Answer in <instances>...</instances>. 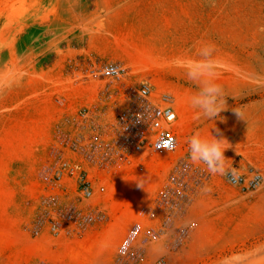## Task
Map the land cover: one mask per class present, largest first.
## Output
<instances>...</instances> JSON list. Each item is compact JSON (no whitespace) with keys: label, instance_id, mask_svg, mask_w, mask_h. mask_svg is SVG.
Returning a JSON list of instances; mask_svg holds the SVG:
<instances>
[{"label":"rangeland","instance_id":"rangeland-1","mask_svg":"<svg viewBox=\"0 0 264 264\" xmlns=\"http://www.w3.org/2000/svg\"><path fill=\"white\" fill-rule=\"evenodd\" d=\"M120 4L137 10L145 4L154 14L167 7L171 17L188 24L179 44L162 52L159 61L133 65L158 92L174 97L186 145L197 132L223 138L224 144L241 143L240 134L264 119V0H0V264H113L112 241L59 243L41 236L45 217L42 223L36 219L44 211L47 187L41 172L69 114L57 100L90 96L89 88L72 96L78 90L67 78L98 59L83 42L98 31L95 17ZM203 44L215 46L217 83L225 98L212 120H197L187 103L197 84L187 78L186 65L199 59ZM248 140V150L232 149L229 168L237 154L259 144ZM252 157L264 173V153ZM157 173L150 169L133 178L131 191ZM193 209L198 228L176 249L173 264H264V186L244 193L217 174Z\"/></svg>","mask_w":264,"mask_h":264},{"label":"built area","instance_id":"built-area-1","mask_svg":"<svg viewBox=\"0 0 264 264\" xmlns=\"http://www.w3.org/2000/svg\"><path fill=\"white\" fill-rule=\"evenodd\" d=\"M67 81L78 90L72 96L91 94L63 103L66 124L41 172L39 233L70 244L110 238L113 264H173L198 228L196 200L216 179L190 160L174 97L121 61L89 60ZM150 169L157 175L131 191L132 179ZM223 177L244 193L264 186L254 166H231Z\"/></svg>","mask_w":264,"mask_h":264},{"label":"crops","instance_id":"crops-1","mask_svg":"<svg viewBox=\"0 0 264 264\" xmlns=\"http://www.w3.org/2000/svg\"><path fill=\"white\" fill-rule=\"evenodd\" d=\"M100 5L106 8L108 3L101 2ZM146 7L145 4H142L141 9L137 10L134 6L120 4L109 11L103 10L94 20L93 29L98 31L86 35L84 46L86 49H91L94 52L93 56L98 59L121 61L132 68L135 64L139 66L143 61H159L158 56L162 52H165L171 45L179 44L178 38L182 33L184 34V29L188 24L185 22L186 20L178 21L174 15L171 17L170 13L173 11L167 7H165L167 11L161 10L158 11V14H154ZM97 25H100L101 28L98 29ZM141 58L146 59L142 60ZM58 99V108L62 109L66 98L63 96ZM262 127H264V119L253 128H246L240 134L241 143L224 144L228 147L224 151V156L230 161V157L233 155L232 149H236L237 152L247 149L244 146L247 144L245 139L250 138L259 143L251 146L248 154H237L235 162H232L230 166L245 168L254 165V167H258L260 162L256 164L252 156L254 153H264V129ZM3 176L4 174L0 173V182H2Z\"/></svg>","mask_w":264,"mask_h":264},{"label":"clouds","instance_id":"clouds-1","mask_svg":"<svg viewBox=\"0 0 264 264\" xmlns=\"http://www.w3.org/2000/svg\"><path fill=\"white\" fill-rule=\"evenodd\" d=\"M215 46L203 44L197 51L199 59L191 60L186 65L187 78L197 84V91L188 97V105L196 110V119L206 118L212 120L218 117L224 109L222 103L225 102L223 87L217 83V65L213 59ZM239 117L241 113L236 111ZM223 138H216L211 134V138L201 135L199 132L193 133L186 140L188 155L195 164H203L209 175H224L229 171L228 159L224 156V151L228 148L223 143ZM235 174V169H231Z\"/></svg>","mask_w":264,"mask_h":264},{"label":"bare ground","instance_id":"bare-ground-1","mask_svg":"<svg viewBox=\"0 0 264 264\" xmlns=\"http://www.w3.org/2000/svg\"><path fill=\"white\" fill-rule=\"evenodd\" d=\"M141 59H142V58H141ZM145 59H146V58H145ZM145 59H142V60H145ZM147 59H148V58H147ZM145 62H147V61H143L142 64H144ZM150 63H151V62H150ZM70 84H71V83H69V85H70ZM69 85H68V86H69ZM90 91H91V90H90ZM89 95H90V94H89ZM141 190H142V189H141ZM141 190H140V191L138 190V191H137V194H138V192H141ZM135 195H136V194H135ZM106 239L109 240V241H112L110 238H102V239H100V241H101V240H106ZM55 241L58 242L57 240H55ZM112 242H113V241H112ZM98 254H99V253H98Z\"/></svg>","mask_w":264,"mask_h":264}]
</instances>
